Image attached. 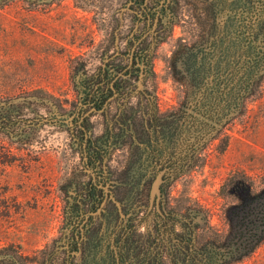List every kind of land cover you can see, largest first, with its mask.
Here are the masks:
<instances>
[{
	"label": "rangeland",
	"instance_id": "374dc122",
	"mask_svg": "<svg viewBox=\"0 0 264 264\" xmlns=\"http://www.w3.org/2000/svg\"><path fill=\"white\" fill-rule=\"evenodd\" d=\"M133 1L0 0V99L15 105L1 111L12 123L0 133V264H83L79 236L89 218V234L115 252L129 220L146 235L168 210L179 221L175 231L183 233L180 223L192 216L200 230H213L215 245L231 247L240 233V175L264 194V79L228 126L207 133L169 124L182 123L198 98L183 62L218 28L221 14L204 12L216 0ZM162 7L172 8L159 21ZM210 9L218 14L217 5ZM136 54L152 60L149 90L140 74L102 110L80 113L82 84L94 86L110 59L130 65ZM156 119L167 124L163 144ZM157 154L177 160V169L155 167ZM161 171L159 198L150 203ZM130 258L142 263L135 253ZM227 264H264V238Z\"/></svg>",
	"mask_w": 264,
	"mask_h": 264
},
{
	"label": "trees",
	"instance_id": "16d2710c",
	"mask_svg": "<svg viewBox=\"0 0 264 264\" xmlns=\"http://www.w3.org/2000/svg\"><path fill=\"white\" fill-rule=\"evenodd\" d=\"M136 1L143 3V0L133 2ZM216 5L218 14H213L210 8ZM167 8L172 7L159 10V21L167 14ZM204 12L210 18L221 14L220 22L218 28H212L208 38L200 46L191 47L184 58V72L198 98L192 102L191 111L182 123L177 118L169 123L174 131L183 125L191 132L207 133L211 132L215 124L228 126L244 110L247 102L258 94L264 79V0H216L207 5ZM142 16L153 20V14ZM143 45L144 41L137 43L138 52L143 51ZM140 74L143 75L141 89L147 92L151 87L148 80L154 74L150 57L143 58L136 54L130 65H118L115 58L110 59L99 72L98 82L94 86H85L86 82L82 84L79 112L83 114L85 110H102L106 104H110L107 100L114 93L123 94L125 90L132 89V82L135 83ZM13 106L10 99H0V133L12 123L7 112ZM1 111L7 112L2 114ZM154 122L153 127L159 128L156 133L161 136L160 139L157 137L158 142L163 144L167 124L160 119ZM3 157L0 156V163ZM172 159L157 154L150 160L155 167H166L171 171L177 169V160L173 162ZM238 184L241 191L237 197L236 218L240 233L231 247L215 245L213 230L209 227L200 230L192 216H189V222L180 223L183 233L175 231L177 219L168 210L163 211V215L157 212L159 220L146 235L137 233V226L129 220L118 232L117 251L113 252L109 250L108 240L104 239L108 243L104 245L94 234H89L92 228H86L92 222L89 218L84 225V236H79L85 240L81 247L83 264H129L128 261L134 259L130 258L134 253L142 257L141 264H166L164 260L167 257L173 264H227L230 259L249 253L264 238V194L258 195L259 184L243 174L238 178ZM261 185L264 187V182ZM111 212L114 220L120 218L118 209ZM128 214L129 211L123 213L124 216ZM104 217L105 214L101 212L98 219ZM114 230H110V233ZM71 237L73 240L74 235ZM72 242L68 243L70 247L75 248L73 250L76 252L80 250L77 242ZM0 251L1 254L3 248ZM67 264L76 263L69 260Z\"/></svg>",
	"mask_w": 264,
	"mask_h": 264
},
{
	"label": "water",
	"instance_id": "95a60500",
	"mask_svg": "<svg viewBox=\"0 0 264 264\" xmlns=\"http://www.w3.org/2000/svg\"><path fill=\"white\" fill-rule=\"evenodd\" d=\"M164 171H161L157 174L154 181L152 182L151 191H150V203L159 198V188L162 184V175ZM158 210V208H156ZM159 211V210H158Z\"/></svg>",
	"mask_w": 264,
	"mask_h": 264
},
{
	"label": "flooded vegetation",
	"instance_id": "af4514ba",
	"mask_svg": "<svg viewBox=\"0 0 264 264\" xmlns=\"http://www.w3.org/2000/svg\"><path fill=\"white\" fill-rule=\"evenodd\" d=\"M153 203V202H152Z\"/></svg>",
	"mask_w": 264,
	"mask_h": 264
}]
</instances>
